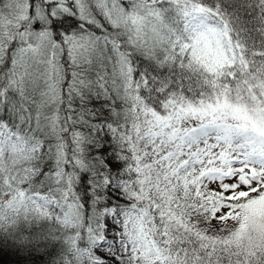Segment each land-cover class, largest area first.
Listing matches in <instances>:
<instances>
[{"label":"snow or ice","instance_id":"snow-or-ice-1","mask_svg":"<svg viewBox=\"0 0 264 264\" xmlns=\"http://www.w3.org/2000/svg\"><path fill=\"white\" fill-rule=\"evenodd\" d=\"M0 264H264V0H0Z\"/></svg>","mask_w":264,"mask_h":264}]
</instances>
